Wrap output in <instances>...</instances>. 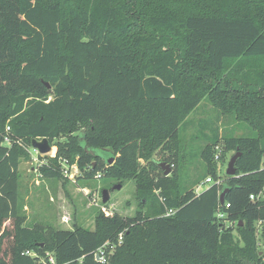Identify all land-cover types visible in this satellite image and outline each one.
<instances>
[{
	"label": "trees",
	"instance_id": "obj_1",
	"mask_svg": "<svg viewBox=\"0 0 264 264\" xmlns=\"http://www.w3.org/2000/svg\"><path fill=\"white\" fill-rule=\"evenodd\" d=\"M202 99L247 131L211 127L206 172L182 181L180 128ZM44 137L57 150L39 154L42 176L75 165L160 199L132 217L100 210L93 230L25 224L19 163ZM221 138L240 152L232 176L217 172ZM260 238L264 0H0V264H264Z\"/></svg>",
	"mask_w": 264,
	"mask_h": 264
},
{
	"label": "rangeland",
	"instance_id": "obj_2",
	"mask_svg": "<svg viewBox=\"0 0 264 264\" xmlns=\"http://www.w3.org/2000/svg\"><path fill=\"white\" fill-rule=\"evenodd\" d=\"M187 121L185 128L184 126L180 128L178 162L176 170L173 169L175 173L181 175L182 181L190 182L206 172L202 150L207 144L205 136L207 133L210 135L211 127L218 129L219 136L225 134L227 137L245 134L247 130L232 117L219 114L206 99L200 101L188 115ZM247 134L254 135L252 131H248ZM51 147L48 154L54 155L57 146ZM214 149L217 156L215 158L217 172L223 176L227 162L234 151L224 150L222 138ZM27 151L28 157L22 158L19 163L18 189L20 211L25 215L27 225L39 221L58 229L82 226L93 230L96 228V215L100 210H105L108 214L117 213L123 217H132L138 211L148 212V207L152 205L151 200L160 199L159 190L153 191L155 196L149 193L143 194L132 178L125 180L101 178L99 173H95L90 178L83 176L77 178L78 171L75 165H65L64 173L60 177L46 178L38 170L43 162L39 157L40 153L32 147L27 148ZM153 159L163 163L165 167L162 171L169 169V174L174 171L167 162L165 163L161 152L157 151ZM145 164L146 162L142 161V165ZM206 183L198 186L196 190H201ZM116 184H120L119 189L113 188ZM103 189H108L109 199L106 203L102 202ZM3 226L9 227V223L5 222ZM259 240L260 247L264 250V238Z\"/></svg>",
	"mask_w": 264,
	"mask_h": 264
},
{
	"label": "water",
	"instance_id": "obj_3",
	"mask_svg": "<svg viewBox=\"0 0 264 264\" xmlns=\"http://www.w3.org/2000/svg\"><path fill=\"white\" fill-rule=\"evenodd\" d=\"M46 85L49 87L48 83H46ZM31 146H32L33 149L37 150V152L40 153V154H48L51 151V149H52V147L49 144V141H48V139L46 137L41 138L39 140L33 138L31 140ZM239 156H240V152L238 150L231 156V158L227 162L226 171H225L226 175L232 176V175L235 174V172L237 170L236 162H237V159H238ZM106 160H107V163H112L113 162V157H108ZM111 160H112V162H111ZM159 165L162 168L165 167V166H163V163H160ZM163 173L165 175H168L169 174V169L164 170ZM113 188L114 189H116V188L119 189L120 188V184L114 185ZM227 191H228V188L225 187L219 193V202L221 204L224 203ZM108 199H109L108 189H103L102 190V202L106 203Z\"/></svg>",
	"mask_w": 264,
	"mask_h": 264
},
{
	"label": "built area",
	"instance_id": "obj_4",
	"mask_svg": "<svg viewBox=\"0 0 264 264\" xmlns=\"http://www.w3.org/2000/svg\"><path fill=\"white\" fill-rule=\"evenodd\" d=\"M8 128H9V127H7V129H8ZM4 141H5V142H8L9 139H8L7 137H5V140H4ZM215 157H217V156L215 155ZM75 168H76V166H75ZM211 181H212V180H211L210 177H206L205 180H204V182L201 183L200 185L204 184L205 182L210 183ZM220 181H221L220 179H217V180H215L214 182L219 183ZM207 183H206V184H207ZM250 198L253 199L254 196H253V195H250ZM170 213H173V210L168 209L167 212H166L165 214L168 215V214H170ZM121 239H122V234L119 235V241H120ZM105 245H108V243H105L102 247H99V249H98L97 251H95V257H96V259L99 260V261H101V262H103V263L106 262V260H107V256H106L105 248H104ZM112 248H113V245L111 244V245H110V251L112 250Z\"/></svg>",
	"mask_w": 264,
	"mask_h": 264
}]
</instances>
